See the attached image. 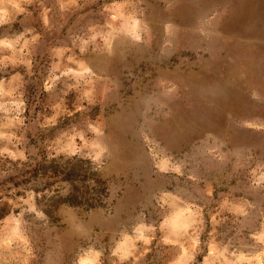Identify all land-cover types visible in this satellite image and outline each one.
<instances>
[{
  "label": "rangeland",
  "instance_id": "1",
  "mask_svg": "<svg viewBox=\"0 0 264 264\" xmlns=\"http://www.w3.org/2000/svg\"><path fill=\"white\" fill-rule=\"evenodd\" d=\"M11 176L0 264H264V0H0Z\"/></svg>",
  "mask_w": 264,
  "mask_h": 264
},
{
  "label": "trees",
  "instance_id": "2",
  "mask_svg": "<svg viewBox=\"0 0 264 264\" xmlns=\"http://www.w3.org/2000/svg\"><path fill=\"white\" fill-rule=\"evenodd\" d=\"M43 164L44 162H39L36 166L33 167V180L38 179L44 172H43ZM30 172V171H29ZM32 174V171L30 172ZM60 174L56 170H51V174L47 176V178L55 179L56 181L60 178ZM20 176H11L8 179L0 182V222L4 220L7 216H9L12 212V208L9 205V203L6 201V199L10 198L9 194L11 193L10 186L16 187L19 185L18 179ZM61 183L63 182H69L72 184L80 183L79 181H73L70 182L67 179L60 180ZM87 191L81 192L78 187H74L71 193L69 194L68 199L66 200V203L73 206H82L86 205L90 207H96L99 206L97 204L98 200L95 198H87ZM92 201V202H91ZM54 202L53 199L47 201V204H44V207L46 208V212L48 214H51V212L54 209Z\"/></svg>",
  "mask_w": 264,
  "mask_h": 264
}]
</instances>
